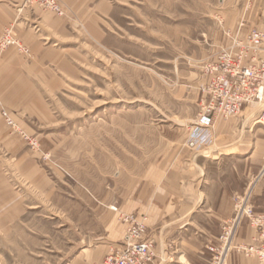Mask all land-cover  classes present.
<instances>
[{
	"label": "rangeland",
	"instance_id": "rangeland-1",
	"mask_svg": "<svg viewBox=\"0 0 264 264\" xmlns=\"http://www.w3.org/2000/svg\"><path fill=\"white\" fill-rule=\"evenodd\" d=\"M113 1L110 50H83L79 76L48 101V123L27 133L7 112L15 123L9 126L2 111L9 136L26 144L34 165L30 172L10 164L2 173L8 196L1 203L0 264H101L121 249L128 229L123 217L147 223L135 210L119 211L121 196L129 195V205L138 200L141 179L166 140L184 138L189 147L203 111L205 68L236 37L228 27L237 0ZM113 219L124 225L123 244L95 261L88 251L116 228ZM147 233L148 227L145 239L155 246ZM216 243L192 262L210 264L208 248Z\"/></svg>",
	"mask_w": 264,
	"mask_h": 264
},
{
	"label": "crops",
	"instance_id": "crops-1",
	"mask_svg": "<svg viewBox=\"0 0 264 264\" xmlns=\"http://www.w3.org/2000/svg\"><path fill=\"white\" fill-rule=\"evenodd\" d=\"M59 1L64 16L24 8L17 0H0V36L12 28L32 53L26 57L14 47L0 52V213L2 195L8 196V189L1 191V180L7 177H2L3 171L12 164L31 172L34 165L26 144L9 136L2 111L9 112L25 132L35 131L49 122L52 93L79 76L83 50L94 52L97 45L110 50L112 33L106 25L113 17V0ZM237 4L228 27L233 35L244 37L250 29L264 33V0H237ZM213 133L211 145L199 152L187 147L184 138L166 140L156 164L141 179L138 200L129 205V195L121 196L119 211L135 210L147 218V237L155 243L150 264H194L193 259H202L207 245L217 240L223 224L234 216L237 196L250 194L255 211L264 212V176L260 178L264 107L249 105L236 117L218 118ZM254 180L260 183L252 185ZM115 223L116 228L88 251L91 259H101L111 246L123 244L124 225ZM254 237L256 233L244 222L236 243L250 244ZM228 264L259 262L235 253Z\"/></svg>",
	"mask_w": 264,
	"mask_h": 264
},
{
	"label": "built area",
	"instance_id": "built-area-1",
	"mask_svg": "<svg viewBox=\"0 0 264 264\" xmlns=\"http://www.w3.org/2000/svg\"><path fill=\"white\" fill-rule=\"evenodd\" d=\"M22 1L25 5H38L57 15L63 14L56 0ZM244 27L243 22L240 31ZM9 47L30 54L18 42L12 29L0 37V51ZM205 74L203 111L188 140L189 147L195 151L211 145L216 119L236 117L249 105L264 107V33L257 29H250L244 37L237 33L231 46L206 66ZM3 116L9 126L15 127L7 112ZM234 204V216L223 224L217 243L208 248L213 255L210 264H226L232 253L256 258L264 264V212L255 211L250 194L235 197ZM123 221L128 227L124 246L112 249L101 264H150L155 257V246L145 239L146 220L126 215ZM244 222L249 223L257 236L251 245H235L234 238Z\"/></svg>",
	"mask_w": 264,
	"mask_h": 264
},
{
	"label": "bare ground",
	"instance_id": "bare-ground-1",
	"mask_svg": "<svg viewBox=\"0 0 264 264\" xmlns=\"http://www.w3.org/2000/svg\"><path fill=\"white\" fill-rule=\"evenodd\" d=\"M241 228V227H240ZM239 228V229H240ZM239 231V230H238ZM238 231H237V233H238ZM237 233H236V236H237ZM255 233H256V231H255ZM236 236H235V238H234V243H235V245H251V244H253L254 242H252V243H250V244H238V243H236ZM256 236H257V234H256ZM238 254V253H237ZM241 255V254H240ZM245 257V256H244ZM246 258H248V257H246ZM249 259H256V258H249ZM257 260V259H256ZM258 261V260H257ZM227 262V261H226ZM259 262V261H258ZM260 264V263H259Z\"/></svg>",
	"mask_w": 264,
	"mask_h": 264
}]
</instances>
